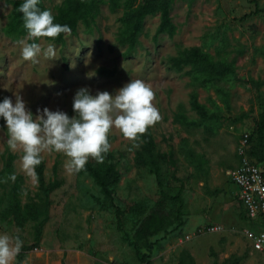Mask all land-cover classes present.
Returning a JSON list of instances; mask_svg holds the SVG:
<instances>
[{"label":"rangeland","instance_id":"rangeland-1","mask_svg":"<svg viewBox=\"0 0 264 264\" xmlns=\"http://www.w3.org/2000/svg\"><path fill=\"white\" fill-rule=\"evenodd\" d=\"M62 1L40 0L39 5L54 14ZM256 10L259 13L253 14ZM10 11L0 0V102L9 98L15 104L19 94L34 117L48 108L71 118L78 89L87 88L93 96L98 91L115 95L131 80H142L152 86L154 104L162 116L148 131L158 152L167 153L171 147L174 161L160 165L159 187L148 168L134 163L140 148H133L113 129L110 152L120 178L112 206L87 174L66 172L63 154L43 153L45 186L55 178L60 186L48 195V219L36 244L35 225L42 219L38 213L44 209V197L38 184L23 173L21 153L7 147V129L0 118V170L7 148L17 157L12 169L20 211L14 200L15 181L0 188V234L23 241L15 264H143L141 257L148 264H262L261 255L252 251L242 234L246 228H256L249 225L236 199L230 172L241 164L243 155L264 169V163L249 155L255 122L264 114V0H175L170 14L175 35L154 40L159 18L147 17L140 45L127 59L123 58L125 48L116 41L123 11L112 13L102 5L91 32L79 24L75 35H65L63 45L53 44L54 60L41 55L38 64L21 57L18 42L27 36L11 41L2 34ZM36 43L42 48L52 44L43 38ZM192 48L213 61L226 62L234 75L215 87H202L188 75L189 66L181 73L169 69L168 58ZM101 69L114 70V76H100ZM193 93L215 119L190 128L174 124L175 113L199 122L189 106ZM244 136L247 142L242 146ZM177 195L179 200L167 199ZM162 199L172 214L182 205L179 220L149 238L151 250H147L142 242L135 244L134 234ZM136 204L144 206L141 215L132 212ZM31 209H35L33 218ZM210 225H219L222 231L203 232Z\"/></svg>","mask_w":264,"mask_h":264},{"label":"clouds","instance_id":"clouds-1","mask_svg":"<svg viewBox=\"0 0 264 264\" xmlns=\"http://www.w3.org/2000/svg\"><path fill=\"white\" fill-rule=\"evenodd\" d=\"M39 3L40 0H24L17 8L27 33L26 40L18 42L21 57L32 64H38L41 55L46 60H54L56 50L53 44L42 48L38 43L27 41L71 34L68 25L56 23L52 12L41 10ZM155 98L150 84L135 79L118 89L115 95L98 91L93 96L87 88L78 89L72 104L75 115L71 118L65 112L48 108L38 110L34 117L17 94L15 104L9 98L0 102V118L7 129V147L21 153V169L35 185L38 184L36 169L42 163L43 153L63 154L64 168L72 175L84 170L89 159L103 162L111 149L109 135L113 129L130 141L133 148H138L141 137L162 119L154 104ZM8 179L15 181V174ZM22 246L23 241L18 236L0 234V264H15Z\"/></svg>","mask_w":264,"mask_h":264},{"label":"trees","instance_id":"trees-1","mask_svg":"<svg viewBox=\"0 0 264 264\" xmlns=\"http://www.w3.org/2000/svg\"><path fill=\"white\" fill-rule=\"evenodd\" d=\"M175 0H63L56 8L53 14L55 22L62 25H68L71 28V35L77 33L79 24H82L87 32L92 31L95 19L99 14L100 7L106 5L110 12L115 13L122 10V15L119 18L120 27L116 37L117 44L125 51L123 58L127 59L137 50L140 45L139 38L143 33L144 22L147 17H154L158 15L159 23L154 33V40L159 36H167L172 38L176 33V28L171 20L172 4ZM24 2V0H4L7 6L11 7V11L7 17V22L2 28V34L11 41H18L27 36L26 30L23 27L22 14L17 12V8ZM41 10H48L42 5H38ZM256 10L253 14H258ZM66 34H61L55 39L43 38L45 41L55 44L63 45ZM35 41H30L32 43ZM167 64L170 70L176 73H181L185 67L189 66L191 75L197 85L205 87L207 85L216 86L218 82L229 76L234 75L233 69L226 62L219 60L213 61L210 55L197 48L186 49L179 51L175 57L167 59ZM114 70L106 71L101 69L98 74L102 77L111 78L114 76ZM190 109L198 116L199 122L189 120L182 113H175L173 115V123L184 128L196 127L204 122H211L215 119L213 113H209L207 109L201 105L197 99L196 94H191L189 99ZM256 129L253 138L254 144L249 152V155L256 159L259 163H264V114L261 115L260 120L255 122ZM250 141V139H249ZM139 150L135 152L134 163L139 168H148L155 176L158 186L160 187V165L170 162L174 163L173 153L171 147L167 153L158 152L153 135L150 131L141 137L139 143ZM2 167L0 170V188L11 181L8 179L13 174L12 163L16 160V156L11 153L8 148L3 153ZM256 164V163H255ZM258 164V163H257ZM261 165V164H259ZM44 162L37 167L38 187L44 197V209L38 213L42 219L37 220L35 225V240L38 244L42 235V228L44 222L48 219L47 209L49 206L48 195L50 192L59 188L60 183L56 178L53 182L45 186L44 176ZM85 173L91 177L95 184L99 187L100 192L112 206H114V187L119 182V173L116 170V163L112 152H108L102 163L88 162L85 169L80 172ZM57 163L53 166V175L56 177ZM7 181V182H5ZM14 200L16 202L17 211H20L19 200L16 196L18 194V182H14L13 186ZM166 198V196H165ZM168 200H179L178 195L175 197H167ZM242 207V206H241ZM180 205L175 214L166 210L165 199L160 200L147 216L140 222L135 231V244L142 242L147 250H151V245H148V239L163 232L166 228L172 226L175 220H179ZM132 212L141 215L144 211L143 204H136L132 208ZM118 212V209H116ZM35 209L29 212L30 218L34 217ZM20 214V213H19ZM245 214V211H244ZM245 218H247L245 216ZM119 222V221H118ZM144 263V257L140 258Z\"/></svg>","mask_w":264,"mask_h":264},{"label":"built area","instance_id":"built-area-1","mask_svg":"<svg viewBox=\"0 0 264 264\" xmlns=\"http://www.w3.org/2000/svg\"><path fill=\"white\" fill-rule=\"evenodd\" d=\"M247 142L244 136L242 146ZM241 154H243V147ZM230 181L237 188V199L256 229L246 228L243 236L249 241L252 251L262 257L264 264V169L250 162L245 155L241 164L230 172ZM222 231L219 225H210L203 232L216 233Z\"/></svg>","mask_w":264,"mask_h":264},{"label":"crops","instance_id":"crops-1","mask_svg":"<svg viewBox=\"0 0 264 264\" xmlns=\"http://www.w3.org/2000/svg\"><path fill=\"white\" fill-rule=\"evenodd\" d=\"M235 187V186H234ZM236 188V187H235ZM236 195H237V188H236ZM237 199V198H236ZM237 201H238V199H237ZM238 203H239V201H238ZM240 204V203H239ZM241 206V205H240ZM243 209V208H242ZM243 213H244V209H243ZM245 216H246V213L244 214ZM247 219V221H248V223H249V225H252L253 226V223H251L250 221H249V219L248 218H246ZM254 227V226H253ZM249 243V242H248ZM249 245H250V243H249Z\"/></svg>","mask_w":264,"mask_h":264}]
</instances>
